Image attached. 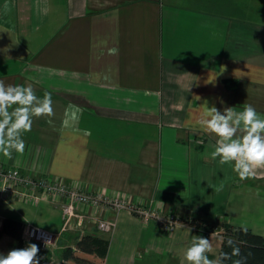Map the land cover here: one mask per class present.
Instances as JSON below:
<instances>
[{
	"label": "crops",
	"instance_id": "1",
	"mask_svg": "<svg viewBox=\"0 0 264 264\" xmlns=\"http://www.w3.org/2000/svg\"><path fill=\"white\" fill-rule=\"evenodd\" d=\"M0 79L51 93L54 112L0 166L157 214L79 204L83 223L65 226L64 198L28 202L0 186V227L11 218L55 235L39 264H188L195 236L209 238L215 259L221 233H198L190 218L264 236V168L241 180L212 159L217 138L199 124L205 104L264 116V0H0ZM172 215L180 220L163 228ZM87 234L108 240L106 256L62 260ZM14 248L0 238V254Z\"/></svg>",
	"mask_w": 264,
	"mask_h": 264
},
{
	"label": "clouds",
	"instance_id": "2",
	"mask_svg": "<svg viewBox=\"0 0 264 264\" xmlns=\"http://www.w3.org/2000/svg\"><path fill=\"white\" fill-rule=\"evenodd\" d=\"M52 103L51 93L45 92L39 97L32 84H6L0 79V153L9 159L13 152L22 154L24 134L31 131L35 118L54 115ZM203 106L199 124L204 132L217 138L212 159L218 158L221 165H231L241 180L253 178L257 169L264 168V116L250 104L240 111L228 107L223 113L215 106ZM241 230L246 231V228L241 226ZM226 243L232 247V255L238 256L239 248L234 247L235 242L229 238ZM210 251L209 238L195 236L184 257L188 264H223L231 258L228 253L221 252L210 260ZM38 253L39 247L30 243L0 254V264H39ZM234 264H241V260Z\"/></svg>",
	"mask_w": 264,
	"mask_h": 264
},
{
	"label": "built area",
	"instance_id": "3",
	"mask_svg": "<svg viewBox=\"0 0 264 264\" xmlns=\"http://www.w3.org/2000/svg\"><path fill=\"white\" fill-rule=\"evenodd\" d=\"M0 186L4 194L21 198L28 202H38L43 197H62L64 202L61 205L62 219L64 225L71 221L81 225L84 221V214L76 210V206L88 205L99 207L100 205L113 206L114 208H127L135 212L144 219L155 218L157 214L142 205L129 203L122 198H108L101 193L84 191L64 182L52 181L46 176L33 177L21 174L17 169L0 166ZM178 222L175 216H169L162 221V227L172 229ZM96 225L103 232L110 231L113 221L109 219H97ZM23 242H35L41 248H47L55 241V235L41 227L27 226L22 231Z\"/></svg>",
	"mask_w": 264,
	"mask_h": 264
},
{
	"label": "trees",
	"instance_id": "4",
	"mask_svg": "<svg viewBox=\"0 0 264 264\" xmlns=\"http://www.w3.org/2000/svg\"><path fill=\"white\" fill-rule=\"evenodd\" d=\"M178 220H180L178 218ZM182 220V219H181ZM195 228L198 233L208 234L215 231H219L222 235V243L219 250L221 252L228 253L231 257L223 261V264H234V261L241 260V264H264V236L257 235L251 230L246 228V231H242L241 227H235L228 223L219 226L214 223H208L201 218L183 219ZM23 225L20 221L6 218L2 221L0 227V238L3 235L12 237L18 244L19 248H24L27 245L22 240ZM231 238L235 243L234 247L239 248V255H232V247H229L226 241ZM40 249L41 248L37 243ZM108 240L103 239L97 235H83L76 238L74 248L65 247L61 252V259L67 260L75 250L81 251L86 254H94L99 258H104L108 249ZM218 254V255H219Z\"/></svg>",
	"mask_w": 264,
	"mask_h": 264
}]
</instances>
